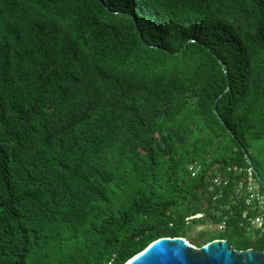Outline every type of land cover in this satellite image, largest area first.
Masks as SVG:
<instances>
[{"label": "trees", "instance_id": "1", "mask_svg": "<svg viewBox=\"0 0 264 264\" xmlns=\"http://www.w3.org/2000/svg\"><path fill=\"white\" fill-rule=\"evenodd\" d=\"M244 152L264 180V0H0V264L186 239ZM230 222L197 247L264 251Z\"/></svg>", "mask_w": 264, "mask_h": 264}, {"label": "built area", "instance_id": "2", "mask_svg": "<svg viewBox=\"0 0 264 264\" xmlns=\"http://www.w3.org/2000/svg\"><path fill=\"white\" fill-rule=\"evenodd\" d=\"M221 167H215L207 179L206 193L210 197V214L220 221L209 226L223 233L230 221L251 236L252 240L264 238V192L249 168L227 166L222 174ZM203 166L193 162L188 166L190 178L199 176ZM205 214L199 213L185 218L187 223L201 219ZM231 223V222H230Z\"/></svg>", "mask_w": 264, "mask_h": 264}, {"label": "water", "instance_id": "3", "mask_svg": "<svg viewBox=\"0 0 264 264\" xmlns=\"http://www.w3.org/2000/svg\"><path fill=\"white\" fill-rule=\"evenodd\" d=\"M244 157L264 189V180L246 152ZM125 264H264V251L235 250L227 241L218 239L195 247L181 237H161Z\"/></svg>", "mask_w": 264, "mask_h": 264}, {"label": "rangeland", "instance_id": "4", "mask_svg": "<svg viewBox=\"0 0 264 264\" xmlns=\"http://www.w3.org/2000/svg\"><path fill=\"white\" fill-rule=\"evenodd\" d=\"M216 229L212 228V227H209V226H200V225H194L192 226L188 231H187V238L185 239L186 242H188L189 244L197 247V244H196V237L199 235V234H204V237L201 239V242L206 240L207 239V236L208 234H211L215 237H218V234H220L219 232L215 231ZM247 235V234H246ZM250 239V237H248Z\"/></svg>", "mask_w": 264, "mask_h": 264}, {"label": "crops", "instance_id": "5", "mask_svg": "<svg viewBox=\"0 0 264 264\" xmlns=\"http://www.w3.org/2000/svg\"><path fill=\"white\" fill-rule=\"evenodd\" d=\"M244 234H247V233H245L244 231H242ZM248 235V237H250V239H249V241L250 242H255L256 240H259V239H261V238H256L255 240H252L251 239V236L249 235V234H247Z\"/></svg>", "mask_w": 264, "mask_h": 264}]
</instances>
